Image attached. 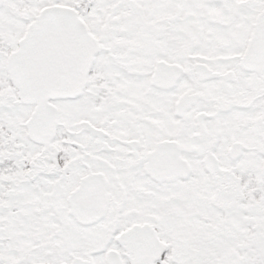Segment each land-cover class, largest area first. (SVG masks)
I'll return each mask as SVG.
<instances>
[{"label": "snow or ice", "instance_id": "snow-or-ice-1", "mask_svg": "<svg viewBox=\"0 0 264 264\" xmlns=\"http://www.w3.org/2000/svg\"><path fill=\"white\" fill-rule=\"evenodd\" d=\"M0 264H264V0H0Z\"/></svg>", "mask_w": 264, "mask_h": 264}]
</instances>
